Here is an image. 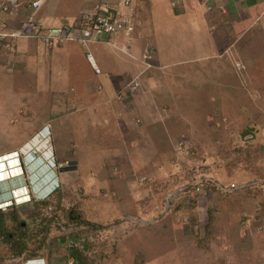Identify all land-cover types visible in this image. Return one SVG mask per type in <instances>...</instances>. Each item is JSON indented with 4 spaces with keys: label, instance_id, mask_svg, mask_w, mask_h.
I'll return each instance as SVG.
<instances>
[{
    "label": "rangeland",
    "instance_id": "rangeland-1",
    "mask_svg": "<svg viewBox=\"0 0 264 264\" xmlns=\"http://www.w3.org/2000/svg\"><path fill=\"white\" fill-rule=\"evenodd\" d=\"M148 2L133 0L140 36L128 53L121 45L89 46L100 75L84 54L56 68L41 58L37 69H13L0 53V151L51 120L63 165L47 206L16 209V221L26 224V250L45 255L47 264H70L72 245L88 264H264V17L229 23L196 0H183L184 12L177 0H165L148 15ZM252 25L254 34L246 30ZM7 50L18 51V44ZM141 63L148 69L141 85L118 81L125 82L126 65L140 70ZM203 174L223 185L259 186L203 199L190 191L165 208L167 189ZM1 213L13 229L11 209ZM38 240L45 245L37 247ZM9 248L0 239L1 257L11 255Z\"/></svg>",
    "mask_w": 264,
    "mask_h": 264
},
{
    "label": "crops",
    "instance_id": "crops-1",
    "mask_svg": "<svg viewBox=\"0 0 264 264\" xmlns=\"http://www.w3.org/2000/svg\"><path fill=\"white\" fill-rule=\"evenodd\" d=\"M34 1H36V0H21L20 4L16 8H9L7 11H4L3 6H5L7 4V0H0V33L10 34V33L14 32L19 27L21 22L23 20H25L27 17H29L30 15H33V17H34L35 21L38 23V25H41L43 27H53V26H60V25L65 24V23H69V22H71L70 20H72V19L76 20V19H78V17L80 18L86 12H92L94 9V6L100 1H109L113 5H115V7L121 8V1L120 0H40V4L37 7V9L33 8L31 5L32 2H34ZM164 1L165 0H149L148 6L150 9L147 12L148 15H150L151 7L152 8L154 7L153 5H155V7H156L157 5L162 4ZM181 1H182V3L181 4L178 3V4L180 5V10L182 12H184L185 9H183V0H181ZM186 1L190 5L189 2L192 0H185V2ZM196 2L198 3L201 10H202V8H204V5H205L208 8V12L211 13L212 9L209 11V8H210V6H213V7L217 8L218 11H221V13L228 15L229 23H231V18L236 20V18L237 17L239 18V16H241L240 18H245V15H247V18H248V15H250L253 22L256 19H257V22H260L264 17V0H196ZM209 4H211V5H209ZM218 8L221 10H219ZM140 13H141V10H140V12L138 10L137 16H136L137 21L135 20L137 22L138 26H137L134 41L135 40L138 41V39H139L138 37L140 36V22H138L139 17H140L139 16ZM211 19H210V22L212 24H214L215 19H213V22L211 21ZM149 21H152V19L149 18ZM254 26L255 25H252L250 28H248V29L246 28V30H251V32H252L251 34H254V32L256 30ZM260 30H257V31H260ZM148 32L153 33V30H149ZM111 40H117V41H114V42L112 41L110 43L108 41H105V40H102L100 42H91L88 44L87 48H84L81 45V43H79L76 39H73V40H68L62 44L56 45L53 48L49 49V48L43 46L37 39L32 38V37L6 38L4 42L1 41V43H0V53L2 52V56H4L3 59H5L6 63L7 64L9 63V66L13 69H15V68H17V69H24V68H33L34 69V68H36L37 69L38 65L35 62L40 61L41 58L45 59L47 61V63L53 62L52 68H56L60 65H63L64 62H70L72 59H77V57H81L82 54L85 55L86 50L90 51L89 46L91 44H96L97 45L96 47L100 48V49H102L104 46H101L102 47L101 48L100 46H98V44H109L111 46H113V45L120 46L123 44V39H121V38H113ZM4 43H5V45H4ZM10 43L13 46H15V44H18V51L9 52L7 49H8V47H11ZM19 45H22V47H20ZM149 47H152V46H149ZM137 49H138L137 47L135 49H133V52H135ZM117 52L118 51L114 49V51L110 54L112 56H115L117 54ZM130 52H131V50H130ZM18 57H20L21 59H17ZM58 61H60L61 63ZM117 61L119 62V60H117ZM30 64H32V65H30ZM147 64L148 63H145V66H147ZM88 65H89V63H88ZM143 65L144 64L141 63V65L139 66L140 70H139V68L134 67V65H132V64L126 65L124 67L123 74H122V79L125 80V82H123L122 80H118V81L120 83H123V84H126L128 82V83H132V84L141 85V78H142V75L144 73V70H146V71L148 70V69H146V67L143 68L142 67ZM159 65L160 64H158V68H161V69L165 68V64L161 63V66H159ZM50 66H51V64H50ZM148 66H150V64H148ZM89 67H90V65H89ZM4 68L5 67H3V69ZM8 69H6V70H8ZM90 69H91V67H90ZM149 69H150V67H149ZM91 71H92V69H91ZM92 73H93V71H92ZM104 73H106V72H104ZM9 74H11V73H9ZM147 74H148V72H147ZM129 80H131V81L129 82ZM115 85H116V83H115ZM128 85H131V84H128ZM112 88L114 90L113 98L115 99V94L118 92H116L114 85H112ZM129 89L132 90L131 86L129 87ZM58 92H60V94H62V95L65 94V93H62V91H58ZM134 96L135 95L133 93H131L128 97L129 98L128 101H131V99ZM12 100H14V99H12ZM118 102L120 104H122L121 101H118ZM111 104L115 105V103H111ZM108 106H110V105H108ZM118 120H119V118H118ZM117 122L118 121H116V123ZM47 123L48 124L50 123L49 125H52L53 122L51 120H49L48 122H46V121L43 122L42 125L40 126V128L38 130L34 131L33 134L42 130L45 126H49ZM49 128H50V126H49ZM27 140L21 141L20 144L14 148L0 151V156L5 154V153L16 151L22 145H24V143ZM52 144H54V143H52ZM54 146H55V144H54ZM54 146H53L54 157L56 159L58 166L60 168H62L61 167V166H63L62 161H60V159L57 158V151H56ZM17 180H19V179H17ZM14 181H12V182H14ZM188 210L191 211L192 215L196 219L201 217L200 213H198V209H188ZM139 211H140V212H138L139 214L144 213L146 215H152V214L154 215L156 213L155 211H152V209H139ZM126 215H129V214H126ZM192 225L195 226V229H196L197 223L193 224V222H192ZM12 253H13V251H11V255H4V256H2V258H5V256H16L17 255V254L12 255ZM34 253L35 252H30V253L26 252V254H27L26 256H32V255H40L41 256V254L39 252H37V254H34ZM193 256H194V258H192ZM193 256L189 257V258L190 259L192 258L193 260L197 261L198 260L197 256L196 255H193ZM194 263H196V262H193L192 264H194ZM0 264H2V263H0Z\"/></svg>",
    "mask_w": 264,
    "mask_h": 264
},
{
    "label": "built area",
    "instance_id": "built-area-1",
    "mask_svg": "<svg viewBox=\"0 0 264 264\" xmlns=\"http://www.w3.org/2000/svg\"><path fill=\"white\" fill-rule=\"evenodd\" d=\"M20 2L21 0H7V4L3 6V10L7 11L9 8H16ZM39 4L40 0H36L32 2L31 5L33 8L37 9ZM135 20L136 8L131 0H122L121 8L115 7V5L109 1H100L94 6L92 12H86L72 23L60 26L43 27L38 25L33 15H30L21 22L14 32L10 34L0 33V43L6 38L32 37L37 39L43 46L50 49L68 40L76 39L84 48H87L88 44L91 42L107 41L116 37H122L124 43L122 50L126 52L137 30V23ZM85 57L93 72L95 74H100L101 71L93 54L89 50H86ZM195 183L198 185L196 187L197 192L200 191V186L204 185L203 183L214 185L218 191L223 193H229L240 188L236 183L222 185L204 174L203 177L196 179ZM185 189L186 186H181L172 191H167L164 197L165 208L174 205L177 197L184 192ZM5 209V207H0V213L5 211ZM59 225L61 226V224ZM25 255L26 252L9 258L0 257V263L20 264ZM73 262L74 259H71L70 264H73Z\"/></svg>",
    "mask_w": 264,
    "mask_h": 264
},
{
    "label": "clouds",
    "instance_id": "clouds-1",
    "mask_svg": "<svg viewBox=\"0 0 264 264\" xmlns=\"http://www.w3.org/2000/svg\"><path fill=\"white\" fill-rule=\"evenodd\" d=\"M131 2L133 3V0H131ZM178 3H181V1L178 0ZM136 16H137V8H136ZM116 38L123 39L122 37H116ZM134 39H135V36H134ZM110 40H107V41L109 42ZM123 44L121 46H123ZM128 49L129 47L127 48L126 53H128ZM100 74H96V75H100ZM33 135H32L33 137L40 135L42 139L47 137L46 139L49 140V146H50L49 157L46 159L45 157L42 158V156L40 155L41 152H38L35 148H32V147H30V149L27 151L23 150V148L27 145L25 143L31 140L33 138L32 136L24 143V145H22L16 151L5 153L0 156V200H1L0 207L1 205H4L5 208H9L13 210V208L17 209L19 206H27L29 204L30 205L37 204V203H41V202H45L49 200L51 201L53 195L56 194L60 188V180H59V175H58L59 173L58 170L60 169V167L58 166L56 159L54 157L53 144H52L53 136L51 133V129L49 128V126H45L42 130L38 131L37 133ZM48 168L49 169L52 168V172H50V170L46 172ZM13 170L17 171L18 173L13 175L12 174ZM49 173H51V175H49ZM53 175H55V177H53ZM5 183H8L6 187H5ZM231 183H236V182H231ZM191 185H193L194 187L192 191L196 194V196L199 199H203V197L210 198L212 195L210 194L211 192H216V193L226 195V194L233 193L235 191L234 190L229 193H223V192L218 191L216 188L214 191L213 189L210 190L208 188V186L209 187L212 186L211 184L210 185L205 184V185H201L200 191L197 192L196 187L198 185L196 183L193 182L190 185L188 186L185 185V186L186 188H188ZM237 185L240 186L239 189H244V188H249L251 186L259 185V182L256 183L252 181L250 183L237 184ZM177 188L178 187H176L175 189ZM1 190H4V192H2ZM185 191L182 192L181 194H184ZM204 192H206V195H203ZM28 251L29 250H25L23 252H28ZM21 253L17 255H20ZM34 254H37V252ZM26 255L24 256L20 264H47V260H46L47 258L45 255L44 256L43 255L26 256Z\"/></svg>",
    "mask_w": 264,
    "mask_h": 264
},
{
    "label": "trees",
    "instance_id": "trees-1",
    "mask_svg": "<svg viewBox=\"0 0 264 264\" xmlns=\"http://www.w3.org/2000/svg\"><path fill=\"white\" fill-rule=\"evenodd\" d=\"M53 126H54V123H53ZM55 128V126H54ZM253 181H256V180H253ZM262 184V183H260ZM256 186H259V185H256ZM255 186V187H256ZM253 187V186H252ZM193 185L189 186L188 188H186L185 190V196L186 198H189L187 195L190 191L193 190ZM208 188L211 190L213 189L215 191V187L214 185H212L211 187L208 186ZM254 188V187H253ZM252 188V189H253ZM175 189V188H174ZM173 189V190H174ZM167 191H172V189H167ZM166 193V192H165ZM48 202L49 201H45V202H41V203H38V205H43L44 207L48 205ZM191 203H193V200L191 199ZM190 203V204H191ZM11 216H12V219H13V223L18 226V230L19 231H16V227H14L13 229H10L9 228V225L7 224V220H8V215H4L3 213H0V239H4L5 242L7 243H12V247H10L9 249L11 251H13L12 255H15V254H19L23 251L26 250V243L24 241V237L26 236V233H25V228L23 229L20 225H19V221L17 222L16 221V218L18 217L17 216V213L18 211L16 210V208H13V210H11ZM13 214V215H12ZM10 216V215H9ZM10 218V217H9ZM12 221V220H11ZM87 224H90L89 226L92 227V228H96L94 224H91L90 222H86ZM212 217H210V219L208 220V223H206L205 225V229L206 231L210 230L213 228V225H212ZM209 232V231H208ZM22 239V240H20ZM37 247H41L43 242L39 241L38 240V243H37ZM33 252H36V251H33ZM68 259L69 258H73L75 260V262L77 264H88V260H87V257L86 255L77 247H74L73 245L69 248V251H68ZM67 259V260H68Z\"/></svg>",
    "mask_w": 264,
    "mask_h": 264
},
{
    "label": "bare ground",
    "instance_id": "bare-ground-1",
    "mask_svg": "<svg viewBox=\"0 0 264 264\" xmlns=\"http://www.w3.org/2000/svg\"><path fill=\"white\" fill-rule=\"evenodd\" d=\"M33 137V136H32ZM47 138V137H46ZM42 139L40 135H37L33 137L29 142L25 143L27 144L23 150H29L30 147L35 148L38 152H41L42 158L45 157L48 158L50 154V146H49V140L48 139ZM11 163V162H10ZM17 171H12V174H17Z\"/></svg>",
    "mask_w": 264,
    "mask_h": 264
},
{
    "label": "flooded vegetation",
    "instance_id": "flooded-vegetation-1",
    "mask_svg": "<svg viewBox=\"0 0 264 264\" xmlns=\"http://www.w3.org/2000/svg\"><path fill=\"white\" fill-rule=\"evenodd\" d=\"M33 214H34V213H33ZM30 215H32V213H30ZM29 217H30V216H29ZM74 218H75V217H74ZM32 219H35V215H33V218H32ZM81 222H83V221H80L79 223H81ZM18 223H19V225H20L23 229L26 227V224H24V226H22V223H23V222L19 221ZM54 223H55V222H54ZM57 224H58V223H57ZM15 227H16L15 230H16V231H19V230H18L19 227L16 226V225H15ZM24 231H26V230H24ZM25 233H26V232H25ZM26 234H27V233H26ZM44 245H45V243L42 244V246H44ZM9 246L12 247V243H10Z\"/></svg>",
    "mask_w": 264,
    "mask_h": 264
},
{
    "label": "water",
    "instance_id": "water-1",
    "mask_svg": "<svg viewBox=\"0 0 264 264\" xmlns=\"http://www.w3.org/2000/svg\"><path fill=\"white\" fill-rule=\"evenodd\" d=\"M24 224H25V223H22V226H24ZM75 264H77V263H75Z\"/></svg>",
    "mask_w": 264,
    "mask_h": 264
}]
</instances>
